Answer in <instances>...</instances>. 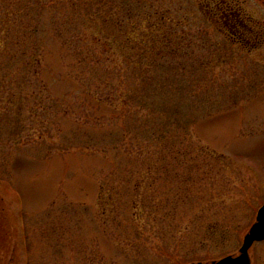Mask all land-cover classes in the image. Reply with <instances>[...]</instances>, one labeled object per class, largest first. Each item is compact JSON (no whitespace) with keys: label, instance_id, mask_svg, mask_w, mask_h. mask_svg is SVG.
Here are the masks:
<instances>
[{"label":"rangeland","instance_id":"obj_1","mask_svg":"<svg viewBox=\"0 0 264 264\" xmlns=\"http://www.w3.org/2000/svg\"><path fill=\"white\" fill-rule=\"evenodd\" d=\"M135 1L11 0L38 7L51 97L0 92V264H206L238 254L264 204V0L231 3L255 49L221 51L198 0H141L184 36L157 69L105 38L102 16ZM27 11L0 0V18Z\"/></svg>","mask_w":264,"mask_h":264},{"label":"trees","instance_id":"obj_2","mask_svg":"<svg viewBox=\"0 0 264 264\" xmlns=\"http://www.w3.org/2000/svg\"><path fill=\"white\" fill-rule=\"evenodd\" d=\"M124 5H127V2ZM8 8L17 11L26 9L28 11L25 14L23 12L17 15L7 12L0 18V26L3 29H0V92L3 91L2 94H5L8 104L12 105L11 100L19 101L33 81L38 84L37 89L42 94L51 97L49 88L44 87L45 83L42 82L41 78L43 35L40 29L42 21L38 7L28 6L22 2L13 3L8 0ZM132 8L134 9L124 7L119 19L109 16H102L103 18H101L100 15H96L93 22L96 23L97 19L101 18V25L103 23L106 28L105 38L108 35L112 36H108L111 39L110 42L114 43L119 51L121 49L122 54L125 53L126 59L133 58L137 66L141 68L153 67L154 69L166 68V64H156V56H159L160 53L165 56L171 51L179 50L180 46L174 45L175 47H172V44L183 42L184 36L173 39L178 32L168 31L162 17L159 22L153 23L150 15L151 6H146L143 1L136 0ZM133 15H135L134 18ZM132 19L140 26L149 23L153 29H156L157 34L152 32L148 33V37L146 36L142 40H130L127 36V29ZM126 20L129 21V25L126 24L128 22ZM18 26L21 27L20 31H16ZM112 31H116V34H112ZM118 31L120 32L118 33ZM133 42L136 43V46ZM167 62L168 65L166 66L168 67L174 64L173 61ZM22 119L18 115L15 120L21 122Z\"/></svg>","mask_w":264,"mask_h":264},{"label":"flooded vegetation","instance_id":"obj_3","mask_svg":"<svg viewBox=\"0 0 264 264\" xmlns=\"http://www.w3.org/2000/svg\"><path fill=\"white\" fill-rule=\"evenodd\" d=\"M199 8L212 25V49L221 51L224 47H235L241 50L249 45L254 50L262 39L256 28L248 26L245 16L233 11V0H198ZM214 57V55H212Z\"/></svg>","mask_w":264,"mask_h":264},{"label":"water","instance_id":"obj_4","mask_svg":"<svg viewBox=\"0 0 264 264\" xmlns=\"http://www.w3.org/2000/svg\"><path fill=\"white\" fill-rule=\"evenodd\" d=\"M262 240H264V206L258 211L256 223L244 237L243 244L239 250L240 255L237 257L228 256L218 262H211L210 264H250L248 250L255 241Z\"/></svg>","mask_w":264,"mask_h":264}]
</instances>
